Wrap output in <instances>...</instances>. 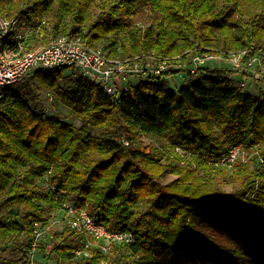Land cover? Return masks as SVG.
<instances>
[{
  "label": "trees",
  "instance_id": "trees-1",
  "mask_svg": "<svg viewBox=\"0 0 264 264\" xmlns=\"http://www.w3.org/2000/svg\"><path fill=\"white\" fill-rule=\"evenodd\" d=\"M0 14L39 25L27 48L65 33L110 58L264 50V0H0ZM186 70L174 86L181 70L140 76L115 99L68 67L37 69L4 90L0 264H161L176 253L221 264L213 247L234 257L222 264H264V90L235 86L227 65ZM39 86L79 124L38 107ZM234 144L255 146L252 167L227 171L220 159ZM167 168L175 178L162 183ZM223 183L236 187L226 192ZM64 202L132 240L104 251L85 232L50 226L36 248L45 262H34L35 223L49 225Z\"/></svg>",
  "mask_w": 264,
  "mask_h": 264
},
{
  "label": "built area",
  "instance_id": "built-area-1",
  "mask_svg": "<svg viewBox=\"0 0 264 264\" xmlns=\"http://www.w3.org/2000/svg\"><path fill=\"white\" fill-rule=\"evenodd\" d=\"M38 30L39 25L22 28L16 18L0 14V96L8 86L23 81L37 69L73 68L82 76L99 83L112 99L128 89L130 83L140 76L161 75L170 69L180 70V64L178 66V63L171 61L173 58H110L101 46L88 45L79 36L65 33H57L46 43L27 48L32 32L36 36ZM187 53H190L191 58L186 68L191 73L205 65V61L216 59L217 62L226 63L234 71L233 83L239 88L244 89L248 85L261 87L264 82V50L246 47L226 52H201L193 49ZM170 74L169 71L168 76ZM178 74L182 76L183 71ZM240 148V144L232 145L220 162L232 164L239 155ZM60 213L47 226L41 227L35 223L31 255L55 222L101 240L104 251L113 241L132 240L130 233L107 230L102 224L95 222L85 208L77 204L64 202Z\"/></svg>",
  "mask_w": 264,
  "mask_h": 264
},
{
  "label": "rangeland",
  "instance_id": "rangeland-1",
  "mask_svg": "<svg viewBox=\"0 0 264 264\" xmlns=\"http://www.w3.org/2000/svg\"><path fill=\"white\" fill-rule=\"evenodd\" d=\"M263 52V51H262ZM190 53L187 52H183L180 53L179 55L173 57V59L171 60L174 63H178V66L180 64V70H182L183 72H186V67L188 65V62L190 60ZM205 64L211 66V67H215V66H223L226 65V63L223 62H217L216 59H212V60H208L205 61ZM184 76V75H182ZM181 75L177 74L174 75V77L170 82L171 86H174L177 83H181L183 81V77ZM132 78V77H131ZM170 78V77H169ZM264 81V78L262 79ZM261 87L264 90V82L261 85ZM247 90L252 91V86L248 85ZM37 101L36 104L38 107L43 108L46 112L48 113H53V114H57V115H61L66 121L71 122L75 125L79 124V121L77 119H75L71 113V110L61 104L59 101H57L55 99V97L52 95V93L49 91V89L43 87V86H39L38 92H37ZM155 138L151 137V136H144L143 140L145 142H148L149 140H154ZM159 142V140H157ZM246 148L242 149L240 148V153L237 156L236 160L237 162H234L232 164H230V166H228L226 164V166L229 167V169H227L228 172H231L232 169L239 164L241 162H245L247 165H249V167H252V165L254 164L253 161H251L250 159L253 157L254 155H256L257 151L255 146H251V148H247V144L245 145ZM235 160V161H236ZM241 160V161H240ZM225 165V164H224ZM232 167V169L230 168ZM175 178V175L170 171L169 168H167L165 170V172L163 173V176L161 177L160 181L162 183H167L171 180H173ZM221 187L226 191V192H232L235 187L236 184H232V183H223L221 185ZM62 225L58 222H55L52 225V228H61ZM209 227V226H208ZM207 230L209 231V233L213 234L218 240H223V236L220 232L217 231V229L213 228V227H209L207 228ZM204 244L203 242L200 241H194V246L196 248L202 247ZM212 249V255L213 257H215V262L216 263H226V262H233L234 261V257L229 253L226 252L225 250L219 249V248H211ZM160 261L161 264H195L190 262L187 258H185V256L181 253H176L173 258H169L166 256V254H163L162 256H160ZM32 260H34V262H45V258L42 256V252H38L37 250L35 251V253L32 256ZM55 261H48V264H54Z\"/></svg>",
  "mask_w": 264,
  "mask_h": 264
}]
</instances>
